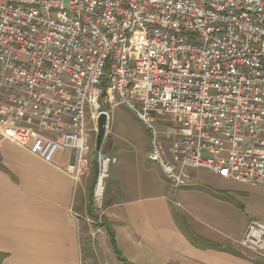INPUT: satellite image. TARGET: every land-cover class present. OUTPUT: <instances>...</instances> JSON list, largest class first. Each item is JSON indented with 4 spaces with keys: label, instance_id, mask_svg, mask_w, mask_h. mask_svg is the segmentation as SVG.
Returning <instances> with one entry per match:
<instances>
[{
    "label": "built area",
    "instance_id": "2783aa9c",
    "mask_svg": "<svg viewBox=\"0 0 264 264\" xmlns=\"http://www.w3.org/2000/svg\"><path fill=\"white\" fill-rule=\"evenodd\" d=\"M119 106L154 138V114L174 120V164L155 141L147 158L177 187L197 169L264 186V0H0V142L46 163L73 152L80 183L86 108L108 136ZM115 162L99 153L95 203ZM240 246L264 259V222Z\"/></svg>",
    "mask_w": 264,
    "mask_h": 264
},
{
    "label": "crops",
    "instance_id": "0c3cea01",
    "mask_svg": "<svg viewBox=\"0 0 264 264\" xmlns=\"http://www.w3.org/2000/svg\"><path fill=\"white\" fill-rule=\"evenodd\" d=\"M119 108L108 107L113 133L105 136L101 152L116 162L109 168L101 203L94 201L96 222L87 214L97 168L94 142L89 170L80 183L67 171L74 163L73 152H60L46 163L10 140L0 142V264H110L105 256L112 246L101 224L113 229L117 247L130 264H264V259L240 246L248 224L258 220L240 224L237 239L231 241L225 214L203 216L196 208L195 192L188 188L194 187L196 172L204 169L193 170L189 184L177 187L148 160L155 141L172 163L176 136L168 135L170 117L154 114L156 137L150 133V144L136 149L113 118ZM180 189L184 191L176 194ZM178 198L187 204L185 209ZM81 219L96 226L89 248L81 240Z\"/></svg>",
    "mask_w": 264,
    "mask_h": 264
},
{
    "label": "rangeland",
    "instance_id": "374dc122",
    "mask_svg": "<svg viewBox=\"0 0 264 264\" xmlns=\"http://www.w3.org/2000/svg\"><path fill=\"white\" fill-rule=\"evenodd\" d=\"M108 110L106 108L107 112ZM113 118L117 120L119 132H125L127 140L132 147L144 149L150 144L152 132H149L136 114L127 109L126 106H121L118 110L114 111ZM166 121L171 125L174 120L172 118H168L167 120L166 118ZM86 125L87 129L91 132L92 142L95 144L97 130H93L88 107L86 108ZM110 126L109 134L111 135L113 133V126L112 124ZM116 129L118 130V128ZM172 163L174 164L173 161ZM193 177H196L193 180L194 187H189L188 189L195 192L193 195H190L195 199L193 202L196 208L202 211L203 216L212 215V217L217 218L219 217V213L225 214V220L230 222L231 232L229 231V236L231 241L237 239L239 234V230L237 229L240 224L251 220L264 222V186L254 187L233 180L222 179L206 170L197 171L196 176L194 175ZM94 188H96V185ZM181 191H184V189L176 190V194ZM221 200L228 203H221ZM178 202L182 206L184 205L181 198H178ZM181 221L184 224H188V221L183 219V217ZM80 228L83 246L89 248L96 238L94 233H92H96V226L90 219L88 221L81 219ZM105 257L110 264H120L111 247L107 248Z\"/></svg>",
    "mask_w": 264,
    "mask_h": 264
},
{
    "label": "trees",
    "instance_id": "16d2710c",
    "mask_svg": "<svg viewBox=\"0 0 264 264\" xmlns=\"http://www.w3.org/2000/svg\"><path fill=\"white\" fill-rule=\"evenodd\" d=\"M96 166H97V168L95 169V172H94L93 182H92V185H91V187L89 189V193H88V204H87V214L95 222L97 221V217L95 215V209H94L93 192H94V187L96 185L97 177H98V165H97V163L95 164V167ZM101 227L106 229V232L110 238V244H111L115 254L117 255V258L119 259V261L123 262L124 264H130L126 259H124V257L122 256L121 252L119 251V249L117 247V243L115 240V233H114L113 229L108 224H101Z\"/></svg>",
    "mask_w": 264,
    "mask_h": 264
},
{
    "label": "water",
    "instance_id": "95a60500",
    "mask_svg": "<svg viewBox=\"0 0 264 264\" xmlns=\"http://www.w3.org/2000/svg\"><path fill=\"white\" fill-rule=\"evenodd\" d=\"M107 114L101 113L98 117L97 123V137L95 142V151L93 156V162L97 163L99 153L102 150V145L106 136Z\"/></svg>",
    "mask_w": 264,
    "mask_h": 264
}]
</instances>
